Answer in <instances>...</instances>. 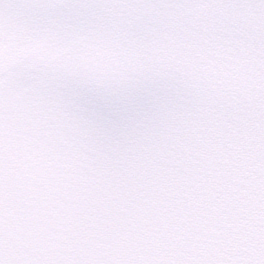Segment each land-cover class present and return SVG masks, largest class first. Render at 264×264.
Listing matches in <instances>:
<instances>
[{
  "label": "snow or ice",
  "instance_id": "1",
  "mask_svg": "<svg viewBox=\"0 0 264 264\" xmlns=\"http://www.w3.org/2000/svg\"><path fill=\"white\" fill-rule=\"evenodd\" d=\"M0 264H264V0H0Z\"/></svg>",
  "mask_w": 264,
  "mask_h": 264
}]
</instances>
